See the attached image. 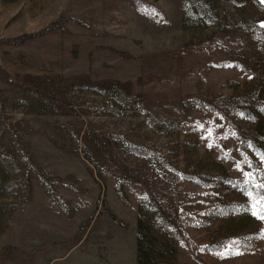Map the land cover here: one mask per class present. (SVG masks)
I'll list each match as a JSON object with an SVG mask.
<instances>
[{
  "label": "rangeland",
  "instance_id": "1",
  "mask_svg": "<svg viewBox=\"0 0 264 264\" xmlns=\"http://www.w3.org/2000/svg\"><path fill=\"white\" fill-rule=\"evenodd\" d=\"M262 19L0 0V264H264Z\"/></svg>",
  "mask_w": 264,
  "mask_h": 264
},
{
  "label": "trees",
  "instance_id": "2",
  "mask_svg": "<svg viewBox=\"0 0 264 264\" xmlns=\"http://www.w3.org/2000/svg\"><path fill=\"white\" fill-rule=\"evenodd\" d=\"M262 21L264 22V19H262ZM261 73H260L261 75H264V69L262 70ZM240 97L241 96L234 95L231 97H225L222 100H211L209 102L207 101L206 103L210 107V109H212L214 112L228 116L231 115L234 111L235 112L237 111V107L240 103L239 100ZM240 105H242V103ZM256 106L258 108H264V100L263 101L261 100L259 103H256ZM225 118L228 119V117ZM257 135L258 133L256 131H251V136H257Z\"/></svg>",
  "mask_w": 264,
  "mask_h": 264
},
{
  "label": "snow or ice",
  "instance_id": "3",
  "mask_svg": "<svg viewBox=\"0 0 264 264\" xmlns=\"http://www.w3.org/2000/svg\"><path fill=\"white\" fill-rule=\"evenodd\" d=\"M246 175L251 176L250 173H246ZM255 207H256V205L254 204V205H253V212H252L253 216H259V218H260L261 220H264V213H258V212L255 210Z\"/></svg>",
  "mask_w": 264,
  "mask_h": 264
}]
</instances>
